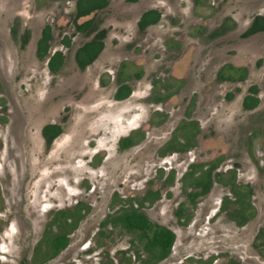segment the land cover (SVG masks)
Wrapping results in <instances>:
<instances>
[{
	"label": "rangeland",
	"instance_id": "rangeland-1",
	"mask_svg": "<svg viewBox=\"0 0 264 264\" xmlns=\"http://www.w3.org/2000/svg\"><path fill=\"white\" fill-rule=\"evenodd\" d=\"M76 2L0 0V113L6 118L0 126V264H37L34 251L51 214L71 207L72 197L77 194L92 203L91 213L72 234L69 247L47 264H135L129 252L133 237L122 230L114 234L110 243L98 246L97 231L105 209L101 210L103 202L96 198L95 188L100 187L103 193L110 189L96 176L110 179L114 161H130L135 156L132 165L138 168L137 176L152 179L158 166L156 151L179 125L181 108L192 97L199 99L203 93L210 97L207 84L235 58L249 63L246 82L213 88L216 95L200 117L204 134L199 139V152H192L186 159L175 155L170 162L182 174L197 155L202 161L223 155L221 169L235 165L238 182L251 185L256 216L238 228L226 215L218 213L228 189L215 184L210 194L198 202L188 226L168 223L165 217L184 200L179 186L175 187L169 193L171 201H164L154 210L155 214L160 211L158 218L177 228L179 235L174 254L161 264H207L211 259L213 264L229 260L264 264V248L254 246L258 231L264 228V92L257 112L247 115L241 109L248 88L264 84V36L256 52L251 42L241 45L239 41L250 18L264 14V0H141L137 4L110 0L108 8L95 16L99 27L108 32L105 50L84 72L77 69L74 60L76 50L88 40L73 34L70 19ZM150 9L159 11L162 20L141 34L137 23ZM226 19L235 24V30L218 42H210V29ZM46 26L54 31L52 51L64 50L65 54V65L56 75L36 55ZM27 35L28 43L22 47ZM69 35H73L72 47L67 50L62 47V39ZM191 43L205 47V53L204 47L199 51V57L208 63L204 80L186 83L177 97L160 107L161 112L166 108L170 115L166 125L148 127L141 122L149 134L147 145L127 154L119 152L117 141L134 127L139 128L141 125L135 121H143L151 112L146 95L152 90V82L163 76L168 79L169 68L177 64L178 49ZM122 63L132 73H140L141 79L132 85L134 97L118 103L113 98V77ZM235 63L243 65L237 60ZM230 92L236 93L233 101L218 98ZM61 122L63 134L46 147L41 129ZM257 122H261L259 130L253 127ZM251 132H255V138ZM102 153L110 161L107 169L98 160ZM88 187L93 188L90 194Z\"/></svg>",
	"mask_w": 264,
	"mask_h": 264
},
{
	"label": "flooded vegetation",
	"instance_id": "flooded-vegetation-1",
	"mask_svg": "<svg viewBox=\"0 0 264 264\" xmlns=\"http://www.w3.org/2000/svg\"><path fill=\"white\" fill-rule=\"evenodd\" d=\"M127 1L130 4H137L141 0ZM78 2L79 0H77L76 2L75 11L70 19V22L74 29L73 34H79L88 39L76 50L74 56L77 69L80 72H84L96 63V61L99 59V57L105 50V40L108 36V32L106 31V29H101L99 27V23L97 22V18H95V16L99 13H102L108 8L110 0H107L106 7L94 11L89 16L81 18L76 17ZM195 2H198V0H195ZM151 11L157 12L160 16V19L157 24L162 20V14L159 11L153 9L145 11L141 15L137 23L138 31L141 34H144L150 27L157 25H148L146 27L140 26V21L142 17ZM90 21L93 22L92 26L97 27L95 30H92L91 32H81L82 30H79L77 28V26H82ZM257 21L261 22V27L256 28ZM50 28L51 34L50 39L48 40V55L45 56L43 59H40L38 56V46L39 42L42 39L43 31L41 32V37L37 43L36 55L39 60L46 61L49 72L53 75H56L63 69L65 65V54L63 52L64 50L55 52L52 51L51 45L54 41V31L51 26ZM233 30H235V24L233 22L229 23V20L226 19L225 21L221 22L217 27H213V29H210V31L212 32L209 33L208 38L210 42L215 43L218 42V39L230 36ZM86 31L90 30L88 29ZM13 33L16 34V31H14ZM70 36L73 38V35H69V37L64 36L62 39V47L64 49L68 50L72 47V38ZM98 36H101V39L99 41L102 44V48H96L95 46L93 47V43H95ZM263 36L264 14L259 13L253 15L250 18L249 25L247 26L245 32L240 35L239 41H241V45L245 42H251V49L253 52H256L262 46V44H259L258 41ZM28 37L29 36L27 35L24 39L22 47H25L27 45ZM66 38H68L70 41L69 46L65 45L64 43V40ZM197 41L199 40H196L195 42ZM203 47L204 45L200 47L198 45L197 47L195 43H191L186 48L184 47L183 49H178V59L176 62L177 64L175 63L176 65L174 66V69L169 68L171 78L168 77V79H166V76H163L161 77L162 79L159 78L152 82V90L149 92L148 95H146L147 102L150 104L148 107H150L149 109L151 112L148 113L145 117H143V121H135L137 125L139 123L140 126L143 122L145 126L147 125L148 127L161 126L167 124L170 119V115L166 108L162 109L161 112L160 107H165L168 102L172 101L175 97H177L186 83L189 82L196 84L204 80L206 65L208 63H204V60L199 57V51ZM81 49H86L89 52L93 53V55L96 49H99V51L96 53L94 61L87 65L83 70L79 68V65L76 61L77 52ZM204 50L205 47L203 51ZM231 50L233 49L231 48ZM56 53L62 54L64 64L58 72L54 73L51 72L49 69V62ZM203 58L205 59V57ZM236 60L240 64L243 63L242 59H233L231 64H226V66L224 65L218 70L214 80L211 82L210 85L207 84V87L211 92L210 97H208V95L205 93L200 94L199 99L196 97H192L187 101L186 106L181 108L180 115L177 117L180 118L179 125L170 133V137L168 139L166 138V140L164 139L163 141H161L163 143L158 147L159 149L156 151L158 158V166L155 169V176L152 179H142L137 176L138 168L132 165L135 156H131L133 157V159L130 161L125 159L123 160L124 162L114 161V166L111 167V172L114 175L111 176L110 179L104 180L102 176H96V180L99 183H101L103 186L105 184V186H108L110 189L107 193H103L101 192L100 187L97 186L95 188L96 198H101L103 202L101 210L105 209V215L103 216L97 231L98 246H101L105 242L110 243L114 234L118 230H122L124 233L133 237L132 240H130L129 248V252L132 254L131 258L133 259V262L135 264H143V261L149 258V252L146 251V244L149 240L146 236L152 237L153 229L150 226L158 227L160 229L170 231L175 236V241L169 251V256H167V258L161 260L157 264L166 262L169 257L174 254L173 251L175 249L179 235L176 231L177 228L170 227L169 224L162 222L157 216L160 211L158 212V214H155L154 210L159 206V204L163 203L164 201H171L173 197L171 198V195L169 193L172 192L173 189L177 186H179L184 200L181 203L176 204L175 207L171 210L170 215H167L165 217V220L168 223L174 221L176 225H179L181 227L188 226V224H190L193 219L194 211L196 210L198 202L200 201V199L205 198L210 194L215 184H219L220 186L228 189V196H225L222 199L218 213L226 215L228 219L232 223H234L235 226L238 228L245 227L253 218H255L256 210L254 209L252 204L254 191L251 185H242L238 182V171L237 168H235V165H233L230 169H221L223 164L225 163V157L223 155H218L216 157L211 156L206 158L205 161H202L196 154V160H190L189 164L186 167V171L182 174L178 173L176 169L172 167V163L170 162L175 155H177L176 158L183 156V158L186 159L188 156L191 155L192 152H199L201 148L199 144V139H201L202 135L204 134V129L200 125V117L204 113L203 110L206 109L208 105H210V103L214 99V96L216 95L213 91V88L224 84H242L246 82L247 77H249L250 75L249 67H247L249 63H243V65L237 66V64L235 63ZM246 60L248 61L249 58L246 57ZM140 79V73H132L127 67V65L122 63L113 77V82L116 86L113 97L114 101L118 103H124L134 97L135 92L132 85L135 80L138 81ZM170 83H176V86H170ZM121 89L129 90L130 95L125 99H118L117 97ZM247 91V94L242 98L241 109L243 113L247 115H252V113L254 114L255 112H257L261 106L260 94L264 92V84L260 86H250ZM235 94L236 93L230 92L222 96L219 95L218 98H222L225 102H231L235 99ZM248 99H250L251 101L248 103L247 107L245 102ZM253 102L256 103L255 106L249 108L250 105H253ZM172 118L173 117H171V119ZM63 120L64 118L62 119V121ZM5 123L6 118L0 113V126H3ZM62 124V122L47 124L41 129L40 135L45 146L47 145L46 138L44 136L45 128H47L48 126L56 125L62 130L60 134L61 136L63 134ZM145 126L141 125L139 128L138 126L134 127L133 130L130 131L127 136L120 138L117 141L118 151L127 154L129 152H132L133 150H137L138 148L147 145L149 142V134L147 133ZM253 127H256L259 130L260 128H262L261 122L253 124ZM257 129L254 128L255 132L257 131ZM255 132H251L250 136H253L255 138ZM60 136H58V138ZM58 138L53 141L52 145ZM125 140H131L132 145L122 147L121 142ZM152 140H157L160 142L161 139L153 138ZM250 141V144H252L253 140ZM198 147L199 149H197ZM107 157L108 156L106 155V153H102L98 156V160H102V162H104V166L102 167V165H99V168L102 167L107 169L109 167L108 164L110 163V161L109 159H107ZM87 189L90 188L88 187ZM92 189H90L89 193L87 194H90L93 191ZM237 189L242 191L245 195H247V197L249 195V210L254 212V216L251 217L250 220L242 227H239L230 216L231 211L236 206L232 205L231 203H226V199H229L230 202L236 201V197L234 196L233 191ZM72 199H74V203L71 207L66 209H59L51 214L43 232L42 239L38 243L34 251L33 260L37 258V260H34L37 262V264H47L48 262L52 261L57 256H59L61 252L67 249L70 245V238L72 234L79 228L80 224L85 220V218L90 215L92 203L89 204L87 202V199L82 197L80 194L73 196ZM136 214L142 215L146 219V221L150 224V226L148 225L149 229H144L140 231H129L126 229L125 224L123 222L125 216H133ZM57 216L60 217L61 222L66 225L65 228L70 229L72 226L75 228L66 235L68 239L67 247L54 258L46 260L47 255H50L52 251L49 253V248L45 243V240L52 234H55L59 231L57 225L54 224L55 218ZM254 242V246L257 247L259 250L264 248V228H261L258 231ZM39 246L40 249L38 248ZM88 250L89 249H84L85 252ZM40 260L41 262H46L40 263Z\"/></svg>",
	"mask_w": 264,
	"mask_h": 264
},
{
	"label": "trees",
	"instance_id": "trees-1",
	"mask_svg": "<svg viewBox=\"0 0 264 264\" xmlns=\"http://www.w3.org/2000/svg\"><path fill=\"white\" fill-rule=\"evenodd\" d=\"M107 5V0H79L78 5H77V12H76V17L81 18L85 16L91 15L94 11L99 10L101 8L106 7ZM160 16L157 12L151 11L148 14L144 15L140 21V26L141 27H146L148 25H154L157 24L159 21ZM93 22L90 21L82 26H77L79 30H82L81 32H91L92 30H95L97 27L92 26ZM261 27V22L257 21L256 28ZM90 31H86V30ZM15 31V30H14ZM51 28L50 26H46L43 29L42 33V39L39 42L38 46V56L40 59H43L45 56L48 55V40L50 39V34H51ZM101 36H98L96 39L95 43H93V47L95 46L96 48H102V44L100 43ZM65 45L69 46L70 41L68 38L64 40ZM99 51V49H96V51L93 53L89 52L88 50H79L77 52L76 56V61L77 64L79 65V68L83 70L87 65H89L91 62L94 61L96 57V53ZM63 57L61 53H56L50 60L49 62V69L51 72H58L62 67H63ZM130 95V91L127 89H121L118 94V99H125ZM251 100L248 99L245 104L248 107V103ZM255 102H253V105L249 106V108L255 106ZM61 128L52 125L48 126L44 130V136L46 138L47 145L46 147H50L53 143V141L58 138L61 134ZM127 144H126V143ZM122 147H127L131 146L132 142L131 140L128 141H122L121 142ZM176 150V149H175ZM234 196L236 197L235 202H230L229 199H226V203H231L232 205H235L234 209L231 211L230 216L233 221L237 223L239 227L244 226L251 217L254 216V212L250 211V204H249V195H245L242 191L240 190H234L233 191ZM125 227L127 230L131 231H140L144 229H149L150 224L146 221V219L142 215H133L129 216L126 215L125 219L123 220ZM54 224L57 225L59 231L55 234H52L49 236L46 240L45 243L47 244L49 248V253L52 251L50 255H47V259H52L55 256H57L61 251H63L68 244V239L66 235L74 230L75 227H71L70 229L65 228V224L61 222L60 217H56ZM149 225V226H148ZM153 229V234L152 237H147L149 240L148 243L146 244V251L149 252V258L145 261H143V264H157L161 260L167 258L169 256V251L171 247L174 244L175 241V236L167 230L160 229L158 227H152ZM40 249V246L38 247ZM34 260H37L35 258ZM213 259H211L207 264H212ZM22 264H26V262H23ZM226 264H239L238 262L234 260H229Z\"/></svg>",
	"mask_w": 264,
	"mask_h": 264
}]
</instances>
